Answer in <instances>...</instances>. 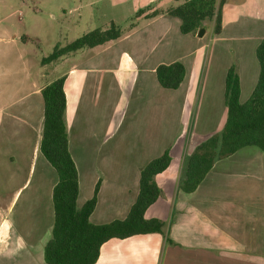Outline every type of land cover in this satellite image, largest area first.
<instances>
[{
    "label": "crops",
    "instance_id": "0c3cea01",
    "mask_svg": "<svg viewBox=\"0 0 264 264\" xmlns=\"http://www.w3.org/2000/svg\"><path fill=\"white\" fill-rule=\"evenodd\" d=\"M148 3L118 39L61 58L68 68L60 74L40 75L25 92L0 88V264H44L57 174L40 152L41 89L60 77L78 207L99 184L92 224L125 219L140 168L165 151L171 158L155 177L161 196L144 214L165 223L164 234L110 239L94 264H264V152L244 147L217 161L194 192L178 189L184 158L224 127L228 68L237 67L241 103L255 87L264 0H224L220 33L204 21L201 38L181 34L169 8ZM173 62L185 76L164 89L155 70Z\"/></svg>",
    "mask_w": 264,
    "mask_h": 264
},
{
    "label": "trees",
    "instance_id": "16d2710c",
    "mask_svg": "<svg viewBox=\"0 0 264 264\" xmlns=\"http://www.w3.org/2000/svg\"><path fill=\"white\" fill-rule=\"evenodd\" d=\"M223 1L187 0L169 8L165 14L179 19L181 34H197L199 29L204 28L203 22L208 21L212 22V34L218 35ZM157 14L154 11L151 16ZM120 35L119 28L111 22L104 29L92 30L64 47L55 48L41 60V64H55L67 55L103 45ZM23 38L26 40L27 37ZM255 56L259 66L257 82L243 103L239 101L237 67L232 64L228 68L224 86L227 110L224 127L207 137L184 158L178 182L180 191L194 192L217 161L244 147L253 146L264 152V39L256 47ZM155 75L162 88L175 90L184 79L185 68L180 62L162 64L156 68ZM64 81L65 78L60 77L41 89L43 125L40 152L57 174V183L52 190L51 237L45 244L43 257L45 264H94L101 246L110 239L164 234L166 224L158 219H146L144 214L161 196L155 177L167 169L171 158L165 151L140 168L138 194L125 219L92 224L89 217L96 206L99 184H96L93 196L78 207V173L68 148Z\"/></svg>",
    "mask_w": 264,
    "mask_h": 264
},
{
    "label": "rangeland",
    "instance_id": "374dc122",
    "mask_svg": "<svg viewBox=\"0 0 264 264\" xmlns=\"http://www.w3.org/2000/svg\"><path fill=\"white\" fill-rule=\"evenodd\" d=\"M151 1L154 8L174 6L172 0ZM147 5L148 0H0V88L25 92L40 75L46 82L68 68L40 64L55 48L110 22L122 30L135 10Z\"/></svg>",
    "mask_w": 264,
    "mask_h": 264
},
{
    "label": "water",
    "instance_id": "95a60500",
    "mask_svg": "<svg viewBox=\"0 0 264 264\" xmlns=\"http://www.w3.org/2000/svg\"><path fill=\"white\" fill-rule=\"evenodd\" d=\"M204 33H205V31L203 28L199 29L197 32V37H199V38L203 37Z\"/></svg>",
    "mask_w": 264,
    "mask_h": 264
}]
</instances>
